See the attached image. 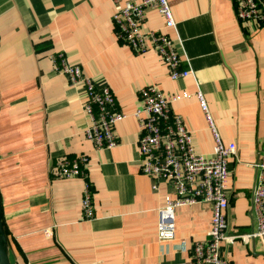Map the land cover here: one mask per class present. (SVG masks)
Listing matches in <instances>:
<instances>
[{"label": "crops", "instance_id": "0c3cea01", "mask_svg": "<svg viewBox=\"0 0 264 264\" xmlns=\"http://www.w3.org/2000/svg\"><path fill=\"white\" fill-rule=\"evenodd\" d=\"M175 29L155 11L142 32L175 40L182 68L172 80L159 55L137 54L118 41L113 0H0V190L12 264H194V242L211 228V208L176 212L175 240L161 243L158 210L166 184L141 174L139 131L132 114L139 90L189 97L172 106L192 134L195 154L210 158L214 139L195 97L200 89L223 142L235 144L227 183L228 234L254 228L252 196L264 150V25L239 22L233 0H168ZM64 53L86 78L109 86L128 118L117 123L118 146L98 149L85 136L87 91L70 87L52 56ZM85 155L94 189L95 217L82 216L84 181L58 179L56 164ZM228 264H264L257 240L221 249Z\"/></svg>", "mask_w": 264, "mask_h": 264}, {"label": "built area", "instance_id": "2783aa9c", "mask_svg": "<svg viewBox=\"0 0 264 264\" xmlns=\"http://www.w3.org/2000/svg\"><path fill=\"white\" fill-rule=\"evenodd\" d=\"M239 22L256 21L264 25V0H233ZM112 16L115 34L119 42L137 54L148 51L147 43L160 56L172 80L185 79L192 75L190 69L182 68V60L175 40L160 30L142 32L146 14L157 12L164 20V29H175V19L168 0H113ZM55 71L63 75L70 87L83 86L87 91L86 113L90 125L85 136L98 149L118 146L114 134L115 125L126 118L109 86H99L86 78L80 66L69 64L64 53L51 57ZM187 94L174 96L162 94L157 88L146 86L139 90L141 107L132 117L137 121L141 174L151 178L159 189L166 184L175 196L168 197L166 204L158 210V236L161 243L175 240L176 212L178 209L207 204L211 208V228L204 241L194 242L191 259L194 264H228L222 255V247L237 241L247 244L259 241L264 247V150L256 166L258 180L252 196L254 215L253 231L244 235L228 234L227 210L230 202L227 183L230 174L229 160L236 155L235 144L226 145L209 113L203 92L198 89L195 97L206 117L214 139V150L210 158L195 154L192 134L183 119L176 115L173 104L188 98ZM53 175L58 179H81L84 181L82 216L86 221L95 217L94 189L89 178L88 158L81 155L64 158L56 164Z\"/></svg>", "mask_w": 264, "mask_h": 264}, {"label": "water", "instance_id": "95a60500", "mask_svg": "<svg viewBox=\"0 0 264 264\" xmlns=\"http://www.w3.org/2000/svg\"><path fill=\"white\" fill-rule=\"evenodd\" d=\"M0 264H12L8 251V238L5 232V227L3 222V202H2L1 190H0Z\"/></svg>", "mask_w": 264, "mask_h": 264}]
</instances>
